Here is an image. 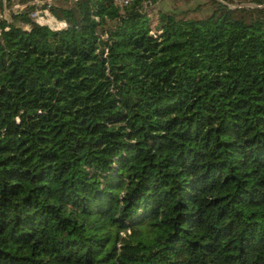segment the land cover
Listing matches in <instances>:
<instances>
[{"label":"trees","instance_id":"trees-1","mask_svg":"<svg viewBox=\"0 0 264 264\" xmlns=\"http://www.w3.org/2000/svg\"><path fill=\"white\" fill-rule=\"evenodd\" d=\"M229 1L0 19V264H264V0Z\"/></svg>","mask_w":264,"mask_h":264},{"label":"built area","instance_id":"built-area-1","mask_svg":"<svg viewBox=\"0 0 264 264\" xmlns=\"http://www.w3.org/2000/svg\"><path fill=\"white\" fill-rule=\"evenodd\" d=\"M63 0H26V1H20V0H2V5L0 7V19L8 18L9 15L12 12H18L21 10H28V14L30 18L35 21L36 23L40 25H46L52 30H62L68 27V22L65 18H60L57 15H55L51 7L58 4V2ZM75 1V0H70ZM116 3L119 4H126L130 0H114ZM147 1H145L146 4ZM149 4H152L150 1L147 2ZM100 14L98 13L97 9L93 10L92 17L95 20H99ZM25 28H28V25L24 26ZM5 28H8V26H5ZM159 30H151L150 32L154 35H156V32H159ZM100 37L104 40L107 39L108 34L107 32H103L100 34ZM107 47L108 45L104 43L100 46V53L102 55H106L107 53Z\"/></svg>","mask_w":264,"mask_h":264},{"label":"rangeland","instance_id":"rangeland-1","mask_svg":"<svg viewBox=\"0 0 264 264\" xmlns=\"http://www.w3.org/2000/svg\"><path fill=\"white\" fill-rule=\"evenodd\" d=\"M227 2L230 6H233L235 3L228 0H222ZM210 0H158V5L164 10H175L180 11L185 8H194L198 4L200 8L194 9L189 14L192 16L200 17L206 15L210 10L209 5Z\"/></svg>","mask_w":264,"mask_h":264},{"label":"water","instance_id":"water-1","mask_svg":"<svg viewBox=\"0 0 264 264\" xmlns=\"http://www.w3.org/2000/svg\"><path fill=\"white\" fill-rule=\"evenodd\" d=\"M242 5L246 4V5H250L251 3H241ZM240 4V5H241ZM233 6H236L235 4Z\"/></svg>","mask_w":264,"mask_h":264}]
</instances>
